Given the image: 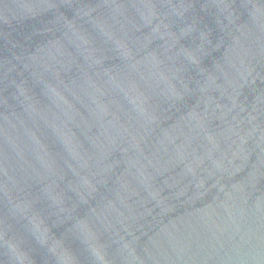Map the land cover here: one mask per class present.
<instances>
[{
    "label": "water",
    "instance_id": "water-1",
    "mask_svg": "<svg viewBox=\"0 0 264 264\" xmlns=\"http://www.w3.org/2000/svg\"><path fill=\"white\" fill-rule=\"evenodd\" d=\"M0 264H264V0H0Z\"/></svg>",
    "mask_w": 264,
    "mask_h": 264
}]
</instances>
